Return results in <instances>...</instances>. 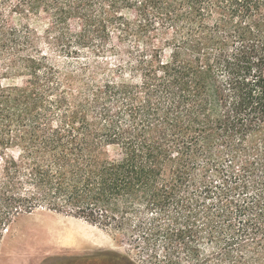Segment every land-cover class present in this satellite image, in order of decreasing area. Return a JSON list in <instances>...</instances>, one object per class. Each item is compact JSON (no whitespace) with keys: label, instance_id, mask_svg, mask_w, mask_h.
Returning <instances> with one entry per match:
<instances>
[{"label":"trees","instance_id":"trees-1","mask_svg":"<svg viewBox=\"0 0 264 264\" xmlns=\"http://www.w3.org/2000/svg\"><path fill=\"white\" fill-rule=\"evenodd\" d=\"M40 207L264 262V0H0V246Z\"/></svg>","mask_w":264,"mask_h":264},{"label":"rangeland","instance_id":"rangeland-1","mask_svg":"<svg viewBox=\"0 0 264 264\" xmlns=\"http://www.w3.org/2000/svg\"><path fill=\"white\" fill-rule=\"evenodd\" d=\"M26 80L4 81V85L22 86ZM61 226L71 230L79 228L84 234L66 247L56 242V233ZM125 257L136 264H158L148 261L143 241L135 234L43 207L17 215L5 231L0 246V264H127ZM235 260L239 262L236 264H257L251 258ZM201 264L230 263H221L217 255L204 249Z\"/></svg>","mask_w":264,"mask_h":264},{"label":"bare ground","instance_id":"bare-ground-1","mask_svg":"<svg viewBox=\"0 0 264 264\" xmlns=\"http://www.w3.org/2000/svg\"><path fill=\"white\" fill-rule=\"evenodd\" d=\"M59 229V228H58ZM57 229H55L54 231H56ZM60 230V231H59ZM57 230L58 232L56 233V242L58 243H62L64 244V246H71L73 245L77 240H80V238H82L83 236V232L82 230H80L79 228L77 229H68L64 226H61L60 229ZM86 232V231H85ZM43 236V234H42ZM50 237V236H49ZM43 238V237H42ZM44 240V239H43ZM50 240V239H48ZM57 245V244H56ZM56 248V246L54 247ZM52 249V248H51ZM67 249V248H66Z\"/></svg>","mask_w":264,"mask_h":264},{"label":"flooded vegetation","instance_id":"flooded-vegetation-1","mask_svg":"<svg viewBox=\"0 0 264 264\" xmlns=\"http://www.w3.org/2000/svg\"><path fill=\"white\" fill-rule=\"evenodd\" d=\"M90 261H92V260L90 259Z\"/></svg>","mask_w":264,"mask_h":264}]
</instances>
